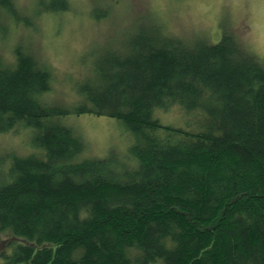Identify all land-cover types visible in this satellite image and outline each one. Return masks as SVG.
I'll return each mask as SVG.
<instances>
[{
	"label": "trees",
	"instance_id": "trees-1",
	"mask_svg": "<svg viewBox=\"0 0 264 264\" xmlns=\"http://www.w3.org/2000/svg\"><path fill=\"white\" fill-rule=\"evenodd\" d=\"M18 15L0 0V35ZM86 77L78 103L53 104L48 67L0 59V133L30 130L40 151L0 169V264H264V60L150 23ZM70 114L122 121L129 162L83 157Z\"/></svg>",
	"mask_w": 264,
	"mask_h": 264
},
{
	"label": "rangeland",
	"instance_id": "rangeland-1",
	"mask_svg": "<svg viewBox=\"0 0 264 264\" xmlns=\"http://www.w3.org/2000/svg\"><path fill=\"white\" fill-rule=\"evenodd\" d=\"M19 10L5 35H0V59L16 62V49L33 55L51 71L54 83L44 99L73 106L80 101L78 87L95 74L97 61L107 50L125 53L138 27L162 26L170 37L188 46L213 45L224 34L264 60V0H13ZM65 3L67 8L56 5ZM28 20V21H26ZM87 74V75H86ZM59 121L86 144V158L113 154L128 161L135 138L122 121L108 116L70 114ZM40 151L31 143V131L0 133V169L13 157ZM6 168V169H5ZM0 179H2L0 177ZM7 233H0V251ZM0 262L2 259L0 257Z\"/></svg>",
	"mask_w": 264,
	"mask_h": 264
}]
</instances>
